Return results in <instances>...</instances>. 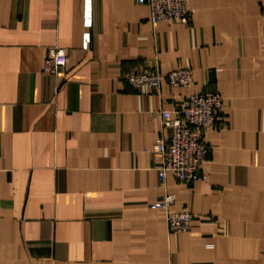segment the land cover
<instances>
[{
  "label": "crops",
  "instance_id": "1",
  "mask_svg": "<svg viewBox=\"0 0 264 264\" xmlns=\"http://www.w3.org/2000/svg\"><path fill=\"white\" fill-rule=\"evenodd\" d=\"M85 1L0 0V264H264V0H185L188 25L156 26L138 0H91L89 29ZM153 69L193 84L127 81ZM207 91L225 110L203 177L161 184L159 113ZM167 194L190 232L151 208Z\"/></svg>",
  "mask_w": 264,
  "mask_h": 264
},
{
  "label": "built area",
  "instance_id": "2",
  "mask_svg": "<svg viewBox=\"0 0 264 264\" xmlns=\"http://www.w3.org/2000/svg\"><path fill=\"white\" fill-rule=\"evenodd\" d=\"M139 4L151 10V23H179L188 25L191 13L185 0H138ZM92 25L91 0L85 1L84 26ZM90 33L85 34V47L90 43ZM66 63L63 50H53L44 64V71L56 73ZM127 81L135 90H160L164 84L174 88H188L193 84V71L181 69L163 74L159 69L132 71ZM225 110V101L218 92L207 91L187 96L180 110L173 116L169 111H161L159 116L163 128L170 134L154 147V154L162 161L159 170L161 184H165L167 174L171 173L182 183L194 184L203 177L209 148L204 141V132L214 129ZM175 196L165 195L151 206L152 209L165 210L169 233L173 236L190 232L193 215L187 211L171 212Z\"/></svg>",
  "mask_w": 264,
  "mask_h": 264
}]
</instances>
